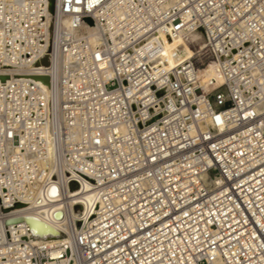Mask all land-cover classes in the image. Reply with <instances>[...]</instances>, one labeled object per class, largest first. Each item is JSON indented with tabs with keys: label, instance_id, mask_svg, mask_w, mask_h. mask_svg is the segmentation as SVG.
<instances>
[{
	"label": "built area",
	"instance_id": "2783aa9c",
	"mask_svg": "<svg viewBox=\"0 0 264 264\" xmlns=\"http://www.w3.org/2000/svg\"><path fill=\"white\" fill-rule=\"evenodd\" d=\"M49 9L0 0V264H264V0ZM58 212L54 246L10 223Z\"/></svg>",
	"mask_w": 264,
	"mask_h": 264
},
{
	"label": "bare ground",
	"instance_id": "6f19581e",
	"mask_svg": "<svg viewBox=\"0 0 264 264\" xmlns=\"http://www.w3.org/2000/svg\"><path fill=\"white\" fill-rule=\"evenodd\" d=\"M53 1H54L53 5H56L57 0H53ZM48 12L49 15L51 16V20H53V23L56 21V24L60 23V25H62L64 29H68L69 22L67 19L64 18L59 19L58 16L55 15L54 9L53 12L50 11V9ZM85 31L90 35V38L93 39V29L91 28V26H87L85 28ZM192 39L195 42L194 46L201 45V42H199L198 40L199 38L197 35L195 34L192 35ZM192 55H193V50L182 39H174L172 41L168 40L165 43V47L163 50V59L170 64L190 58L192 57ZM197 82L199 88L202 90L203 93H210L220 87L221 78L217 71V67L214 65V63L209 62L208 65L199 69L197 73ZM54 191H55L54 189L51 190L50 196H54ZM90 198H91L90 192H84L79 197V199L81 200V202L79 203H83V202L86 203L87 201H90ZM20 206L24 207L25 205L23 206L20 204ZM80 207L81 206H78V208ZM57 209L59 208L58 207L55 208V210ZM59 215L60 214L58 212V214H56V219L53 220L51 219V221H46L45 219H43L42 216H36L33 213H28V216L21 217L18 221L13 220L10 223H20L25 225L27 229L21 228L20 229L21 235L26 236L27 234L28 236L29 235L33 236L34 238L33 240L36 243L43 244L42 241H44L46 245L54 246L55 239L53 238L59 234V229L61 228V226H59L60 220L57 219L59 218ZM41 226L44 227L40 228ZM46 227H50L56 230L55 233H52L54 230L50 231V229ZM24 230H28V231H24ZM60 252L61 251H59L58 249H51L48 255L51 257V259H53V261L48 262L46 264H66L67 262L66 258L59 259V257L61 256Z\"/></svg>",
	"mask_w": 264,
	"mask_h": 264
},
{
	"label": "water",
	"instance_id": "95a60500",
	"mask_svg": "<svg viewBox=\"0 0 264 264\" xmlns=\"http://www.w3.org/2000/svg\"><path fill=\"white\" fill-rule=\"evenodd\" d=\"M52 6H53V0H50V10H52ZM86 21H87L89 24H91L90 19H86ZM45 63H46V62H45ZM6 78H7V76H0V80H2V81L5 80ZM37 78L40 79L42 82L48 84V77H47V76H37ZM71 186H74V185L71 184ZM16 206L19 207L20 204H16ZM18 220H19V219H16V221H18ZM42 227H44V226H41L40 228H42ZM46 228H49L50 231H53V229L50 228V227H46ZM52 233H55V231H53Z\"/></svg>",
	"mask_w": 264,
	"mask_h": 264
}]
</instances>
